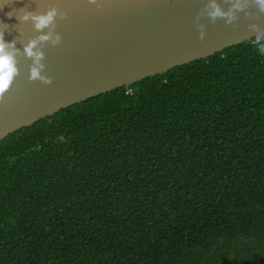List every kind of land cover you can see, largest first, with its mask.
<instances>
[{
  "label": "trees",
  "instance_id": "16d2710c",
  "mask_svg": "<svg viewBox=\"0 0 264 264\" xmlns=\"http://www.w3.org/2000/svg\"><path fill=\"white\" fill-rule=\"evenodd\" d=\"M264 35L0 141V264H264Z\"/></svg>",
  "mask_w": 264,
  "mask_h": 264
},
{
  "label": "water",
  "instance_id": "95a60500",
  "mask_svg": "<svg viewBox=\"0 0 264 264\" xmlns=\"http://www.w3.org/2000/svg\"><path fill=\"white\" fill-rule=\"evenodd\" d=\"M214 5L234 18L213 20ZM13 8L56 15L36 30L31 19H9ZM0 33L15 68L0 96L1 141L73 104L261 37L264 12L255 0H10ZM40 36L49 39L33 48L42 53L37 65L24 49ZM33 67L51 83L32 79ZM5 74L0 65V78Z\"/></svg>",
  "mask_w": 264,
  "mask_h": 264
},
{
  "label": "clouds",
  "instance_id": "9594fccd",
  "mask_svg": "<svg viewBox=\"0 0 264 264\" xmlns=\"http://www.w3.org/2000/svg\"><path fill=\"white\" fill-rule=\"evenodd\" d=\"M91 2H95V0H91ZM255 2L259 5L260 11L264 12V0H255ZM9 4H10V0H3V2L0 3V11H2L4 7L9 6ZM234 7L242 10L243 6L240 4H236L234 5ZM18 12L22 13V15H17L16 13ZM55 15H56V9H52L46 15H34L31 12L24 11L22 8L20 9L13 8L12 11L6 13V16L9 19H11L13 16H15L18 21H28L29 19H31L33 21L36 30H41L47 27L50 23L53 22V17ZM225 15L229 16L230 19L234 18L232 16L231 10L228 13H224L220 10L218 6L215 5L213 6V10L210 12V16L212 17L213 20L216 17H222ZM4 27L7 28L8 25L5 23ZM48 39L49 36H40L38 37V39H33L29 41L28 45L24 49L29 57H35V63L37 65L39 64V61L42 58V53H40L39 51L33 52V48L36 47L38 41H46ZM58 40L59 37H57V41ZM0 65L3 66V69L6 73L2 78H0V96H2L3 92L8 88L10 84L12 73L15 72V68L13 67V58L11 55L5 52L3 33H0ZM31 78L32 79L40 78L44 80L45 83H51L50 79H46L40 76L39 70L36 67H33L31 70Z\"/></svg>",
  "mask_w": 264,
  "mask_h": 264
}]
</instances>
